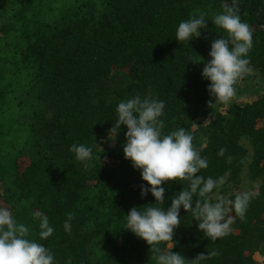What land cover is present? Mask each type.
I'll return each instance as SVG.
<instances>
[{
	"label": "trees",
	"instance_id": "trees-1",
	"mask_svg": "<svg viewBox=\"0 0 264 264\" xmlns=\"http://www.w3.org/2000/svg\"><path fill=\"white\" fill-rule=\"evenodd\" d=\"M225 4L232 0H0V207L54 253L55 264H156L151 246L126 229L133 207L156 200L141 196L146 182L125 159L126 126L109 139L122 100L149 94L163 100V134L184 127L208 161L198 175L236 181L248 165L249 179L264 181V0H238L252 30L251 71L226 104L215 103L202 76L213 40L226 35L212 23ZM201 12L208 22L201 36L176 40L179 23ZM247 80L256 99L240 103ZM216 106L223 111L211 114ZM73 143L95 146L92 159L77 160ZM183 185L166 182L158 206L170 207ZM35 213L48 218L51 237L40 239ZM180 216L162 249L189 261L208 254L200 264H259L264 192L250 197L243 218L237 215L240 229L216 240L204 236L191 212L182 208Z\"/></svg>",
	"mask_w": 264,
	"mask_h": 264
},
{
	"label": "clouds",
	"instance_id": "clouds-1",
	"mask_svg": "<svg viewBox=\"0 0 264 264\" xmlns=\"http://www.w3.org/2000/svg\"><path fill=\"white\" fill-rule=\"evenodd\" d=\"M206 13L192 16L179 23L176 40L190 42L201 36V29H207ZM212 23L224 30L225 36L213 40L209 56L203 62L202 76L210 81L208 91L215 103H228L236 93L237 81L251 71L248 53L252 48L253 36L250 25L242 20L238 0L224 5V10L216 14ZM202 58V57H201ZM203 61V60H202ZM165 102L151 94L141 98L133 96L118 103L117 119L109 130V139L114 141L126 126V143L123 144L125 159L141 173V196L151 193L156 203L143 207H133L126 215V229L136 237L145 240L154 252L156 264H200L208 255L200 254L194 260L185 259L180 253L162 249L161 242H172L175 229L181 224L180 211L191 212L198 222V229L212 240L231 232L234 220L232 213L240 218L245 216L250 202V194H236L235 198L217 195L223 178H205L198 175L208 167L193 145V136L184 127L163 134ZM95 145L98 146L95 142ZM95 146L73 143L70 151L77 160L86 162L93 157ZM226 149L221 147L218 155L223 156ZM169 181H187L188 187L176 193L170 207L163 208L165 187ZM150 186V187H149ZM195 197V199H194ZM39 220V237H51L54 228L46 216L35 213ZM72 214L64 223L66 231L71 230ZM174 248V247H173ZM0 264H55L54 253L44 244L29 238V228L18 223L11 211L0 207Z\"/></svg>",
	"mask_w": 264,
	"mask_h": 264
},
{
	"label": "rangeland",
	"instance_id": "rangeland-1",
	"mask_svg": "<svg viewBox=\"0 0 264 264\" xmlns=\"http://www.w3.org/2000/svg\"><path fill=\"white\" fill-rule=\"evenodd\" d=\"M120 77H124V84L127 83L128 81V77L125 76L123 73L119 74ZM247 83L250 84V81L247 80L245 82V84H243V88H245L247 95L243 96V98H240L238 101L241 103L243 101H246L247 99H251V100H255L256 96L253 95V90L254 88L251 85H248ZM116 85H118L115 82ZM124 84H120V86L124 85ZM249 96V97H248ZM223 107L222 106H216L214 107L213 111L211 114H215L218 111H223ZM211 114L205 118L199 119L197 122V125H205L206 123L209 122V120L211 119ZM241 144L247 149L248 151V162L251 160L252 158V148H251V144H250V140L247 138H244L241 141ZM21 164L23 166H26L29 164V157L28 156H24L21 159ZM224 183L220 186L218 193H216L217 195H223L225 197L228 198H235L236 194H240V193H249L250 197L253 195H256L258 193L264 192L262 190H264V181L262 180H256V181H252L249 179L248 176V165L243 168V172L239 178V180L236 181H232L231 178L229 176H226L225 178H223ZM2 189V186H0V190ZM232 215L234 216V220L233 223L231 225V230H239L241 227V224H239L237 222V215L235 213H232ZM254 258L256 259V261L259 264H264V246L261 248V250L257 251L254 254Z\"/></svg>",
	"mask_w": 264,
	"mask_h": 264
}]
</instances>
